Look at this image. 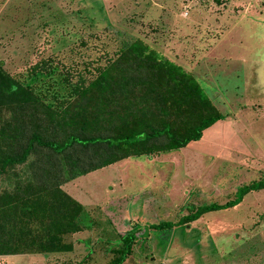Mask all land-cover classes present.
I'll use <instances>...</instances> for the list:
<instances>
[{"label": "rangeland", "instance_id": "1", "mask_svg": "<svg viewBox=\"0 0 264 264\" xmlns=\"http://www.w3.org/2000/svg\"><path fill=\"white\" fill-rule=\"evenodd\" d=\"M133 41L190 75L221 119L185 147L148 156L156 181L124 161L63 185L86 225L64 238L71 250L32 247L0 264H107L126 232L134 239L122 264H264V189L177 223L264 185V0H0L1 68L53 108ZM7 118L0 112V124ZM14 172L28 178L25 166Z\"/></svg>", "mask_w": 264, "mask_h": 264}, {"label": "trees", "instance_id": "2", "mask_svg": "<svg viewBox=\"0 0 264 264\" xmlns=\"http://www.w3.org/2000/svg\"><path fill=\"white\" fill-rule=\"evenodd\" d=\"M74 97L53 108L5 73L0 64V256L69 252L67 235L80 232L83 206L61 186L126 158L185 147L221 119L200 86L179 66L133 41L102 67ZM38 150V151H36ZM25 166L27 179H13ZM11 187H1L3 181ZM13 181V182H12ZM260 182L240 187L222 205L196 207L177 223L236 206ZM168 223L152 226L164 230ZM107 264H122L132 233Z\"/></svg>", "mask_w": 264, "mask_h": 264}, {"label": "crops", "instance_id": "3", "mask_svg": "<svg viewBox=\"0 0 264 264\" xmlns=\"http://www.w3.org/2000/svg\"><path fill=\"white\" fill-rule=\"evenodd\" d=\"M162 154V153H161ZM158 155V154H157ZM160 155V154H159ZM158 155V156H159ZM142 157V156H141ZM139 158L140 157H137V158H126V159H123V160H121V161H118V162H116V163H113V164H111V165H108V166H106V167H104V168H109L110 166H112V165H115V164H118L119 162H124V161H127V162H132L133 163V167H141V170H144L145 172L144 173H142L141 174V176L142 175H144V177L145 178H150V179H154L155 181H156V179L158 180V178H156L157 176L153 173V171H151V170H147L146 169V166L147 165H150V164H152L153 163V159H154V157L153 158H151V157H144L143 158V161H141V162H136L137 160H139ZM145 165L144 167H142V165ZM101 169H103V168H101ZM101 169H98V170H101ZM95 171H97V170H95ZM94 172V171H93ZM91 173V172H90ZM152 173V174H151ZM89 174V173H88ZM87 175V174H86ZM83 176H85V175H83ZM81 177V176H80ZM143 177V176H142ZM77 178H79V177H77ZM76 179V178H75ZM75 179H73V180H75ZM73 180H71V181H73ZM71 181H69V182H71ZM69 182H67V183H69ZM67 183H65V184H63V185H66ZM63 185L60 187V188H62L63 187ZM155 187H156V184H155V186H154V184L151 186V188L154 190L155 189ZM148 188H150V187H148ZM62 190V189H61ZM63 191V190H62ZM66 193V192H65ZM67 194V193H66ZM68 195V194H67ZM73 199V198H72ZM76 201V200H75ZM80 204V203H79Z\"/></svg>", "mask_w": 264, "mask_h": 264}]
</instances>
